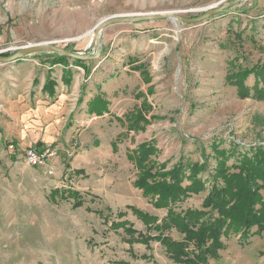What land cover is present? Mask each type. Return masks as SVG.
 I'll use <instances>...</instances> for the list:
<instances>
[{
	"label": "rangeland",
	"instance_id": "1",
	"mask_svg": "<svg viewBox=\"0 0 264 264\" xmlns=\"http://www.w3.org/2000/svg\"><path fill=\"white\" fill-rule=\"evenodd\" d=\"M227 1L231 0H0V54L52 43L94 56L93 27L106 17L172 11L191 18ZM257 2L241 0L198 22L156 19L108 25L101 36L110 37H101L100 55L94 58L66 57L58 62L60 54L41 51L0 62V66L29 67L31 75L43 77L47 71L44 85L49 87L54 85L49 70L57 64L90 61L89 76L86 69L85 75L95 77L108 64L98 62L104 50L117 58L128 52L129 61H141L131 77L139 81L140 90L110 92L108 97L97 93L90 100L98 98L105 104L103 114L90 115L87 109L89 115L76 122L82 133L76 132L59 160L53 159L58 165L73 166L70 171L54 169L49 174L27 164L24 150L35 145L16 148L10 136L15 122L0 118V134H6L0 140V264H179L156 240L149 246L130 245L125 228L111 223L126 220L134 230L144 232V223L127 206L158 218L166 213L134 185L142 172L136 164L138 145L152 143L151 159L168 169L179 158L199 161L202 155H211L212 142L225 149L238 145L240 152L264 144V98L240 96L228 79L235 68L232 64L264 61V6L257 7ZM52 22L55 26H50ZM56 30L60 36L52 35ZM117 33L126 36L112 37ZM118 74L114 69L102 77L108 81ZM38 82L36 76L32 87ZM253 82L250 75L246 83ZM68 191L79 193L80 206H74L77 197ZM204 194L192 195L182 207H198ZM121 212L125 215L120 217ZM171 235L180 237L176 232ZM208 264H264V230L248 240L231 235L219 260Z\"/></svg>",
	"mask_w": 264,
	"mask_h": 264
},
{
	"label": "trees",
	"instance_id": "2",
	"mask_svg": "<svg viewBox=\"0 0 264 264\" xmlns=\"http://www.w3.org/2000/svg\"><path fill=\"white\" fill-rule=\"evenodd\" d=\"M57 56L58 62L66 58ZM232 65L235 68L228 79L237 86L239 95L264 98V61ZM250 75L254 76L252 85L246 83ZM47 86L45 84L43 88L46 90ZM104 106L100 99L94 98L88 104V112L102 115ZM40 144L36 143L37 146ZM153 147L149 142L136 147L139 155L136 164L142 172L134 185L142 190L150 204L155 208H165L166 213L158 218L135 206H127L144 223L146 230H134L126 220L113 221L111 226L124 227L125 240L130 245L149 246L152 240H156L175 263L208 264L211 260H219L220 251L231 235L248 240L252 235L263 232L264 144L255 143L240 152L238 145L225 149L219 142H212L211 155L204 154L199 161L179 158L168 169H165V163L155 165L151 159ZM211 159L214 161L212 165ZM149 160L152 165L146 166L145 161ZM54 192L56 190L51 191L52 194ZM202 192L205 194L198 207H182L186 199ZM68 193L77 197L75 207L82 204L77 191ZM122 215L125 212L118 213V216ZM172 232L180 237L173 238ZM145 258L152 259L151 256ZM116 264L127 263L118 261Z\"/></svg>",
	"mask_w": 264,
	"mask_h": 264
},
{
	"label": "crops",
	"instance_id": "3",
	"mask_svg": "<svg viewBox=\"0 0 264 264\" xmlns=\"http://www.w3.org/2000/svg\"><path fill=\"white\" fill-rule=\"evenodd\" d=\"M256 6L263 7L264 0H258ZM41 17L44 19L43 16ZM41 25H45L44 20L41 21ZM261 25L264 29L263 22ZM50 26H55V22H52ZM59 34L56 30L52 35L60 36ZM125 34L117 33L112 37H125ZM64 37L70 36L64 35ZM101 37H110V35L102 33ZM44 39L52 40L53 38L44 37ZM103 41L106 42L107 38H104ZM102 53L103 58L98 62H107L108 64L95 72V77H86L85 75L86 69L89 76L90 61L75 66L57 64V66H53V68H57L49 67L54 85L47 86L46 90H42V87L47 71L42 72V77L36 73L31 75V72H28L29 67H19L18 64L16 66H0V118L9 117L15 122V133L10 136L13 137L11 141L13 145L16 143V148L18 145H36L37 142L58 144L59 150L56 158L59 160L63 150L69 146L76 132L82 133V129L80 130L76 122L80 121L82 116L89 115L87 112L88 103L97 93L108 97L110 92L115 94L117 91L123 92L128 89L137 92L141 89L139 81L137 82L135 78V81L131 79L132 73L138 72L135 65L140 63V60L129 61L128 52H124L119 58L105 50ZM114 69H117L119 74L105 81L102 76L111 75ZM36 76L39 78V84L32 87V81ZM5 135L4 133L0 134V140L3 136L6 138ZM53 161L51 163L53 166L49 162L40 169L50 174L54 169L63 173L65 170L70 171L73 168V166L67 167L65 163L58 165L57 161L54 163Z\"/></svg>",
	"mask_w": 264,
	"mask_h": 264
},
{
	"label": "water",
	"instance_id": "4",
	"mask_svg": "<svg viewBox=\"0 0 264 264\" xmlns=\"http://www.w3.org/2000/svg\"><path fill=\"white\" fill-rule=\"evenodd\" d=\"M241 0H231L223 3L222 5H219L218 7H211L205 11L200 16L197 17H182L179 15H176L172 11H159V12H153V13H146V14H135V15H120V16H110L106 17L103 20L99 21L94 27H93V38L95 40L96 45V51L94 56H87V55H80L73 52H69L64 50L62 47L53 45L52 43H39V44H33V45H26L21 48H18L15 52L8 54V55H2L0 54V62H12L18 59L24 58V56L41 52V51H52L56 52L60 55H64L66 57H71L75 59H88V58H94L98 57L100 55V47H101V32L104 27L116 24V23H135L145 20H156V19H171L173 21H182L186 23L190 22H198L201 20H204L210 16H213L218 13H222L223 11L231 8L234 6L237 2Z\"/></svg>",
	"mask_w": 264,
	"mask_h": 264
},
{
	"label": "built area",
	"instance_id": "5",
	"mask_svg": "<svg viewBox=\"0 0 264 264\" xmlns=\"http://www.w3.org/2000/svg\"><path fill=\"white\" fill-rule=\"evenodd\" d=\"M57 147L52 143L28 146L24 150V160L34 167H45L57 156Z\"/></svg>",
	"mask_w": 264,
	"mask_h": 264
}]
</instances>
